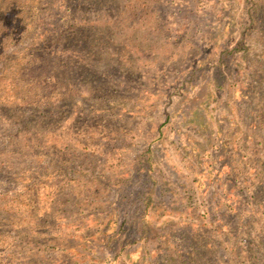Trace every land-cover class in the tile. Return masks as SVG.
I'll use <instances>...</instances> for the list:
<instances>
[{
	"label": "rangeland",
	"instance_id": "rangeland-1",
	"mask_svg": "<svg viewBox=\"0 0 264 264\" xmlns=\"http://www.w3.org/2000/svg\"><path fill=\"white\" fill-rule=\"evenodd\" d=\"M0 264H264V0H0Z\"/></svg>",
	"mask_w": 264,
	"mask_h": 264
}]
</instances>
